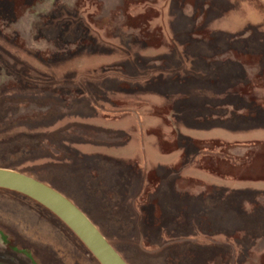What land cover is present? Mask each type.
Wrapping results in <instances>:
<instances>
[{
  "label": "rangeland",
  "instance_id": "obj_1",
  "mask_svg": "<svg viewBox=\"0 0 264 264\" xmlns=\"http://www.w3.org/2000/svg\"><path fill=\"white\" fill-rule=\"evenodd\" d=\"M226 97L264 104V0H0V167L59 189L130 264H264L262 203L205 186L240 136ZM5 234L38 264H100L0 191Z\"/></svg>",
  "mask_w": 264,
  "mask_h": 264
},
{
  "label": "water",
  "instance_id": "obj_2",
  "mask_svg": "<svg viewBox=\"0 0 264 264\" xmlns=\"http://www.w3.org/2000/svg\"><path fill=\"white\" fill-rule=\"evenodd\" d=\"M0 188L24 194L50 210L74 232L100 264H129L95 223L55 187L25 173L0 167ZM0 262L34 264L27 255L8 250L1 240Z\"/></svg>",
  "mask_w": 264,
  "mask_h": 264
},
{
  "label": "crops",
  "instance_id": "obj_3",
  "mask_svg": "<svg viewBox=\"0 0 264 264\" xmlns=\"http://www.w3.org/2000/svg\"><path fill=\"white\" fill-rule=\"evenodd\" d=\"M226 108V106H225ZM226 117V116H225ZM228 129V128H226ZM234 134H239V138L233 141H229L226 139L221 140L222 142H226V144L230 145V148L226 150V160L229 161L231 164L235 165H242L243 162L248 163L251 158L254 156L257 159V164H255V175L254 178H238L233 176H218L212 174L210 172H206L213 177L220 178L223 181H226V186H220L213 182H208L205 186L216 187L218 189L225 190V194L227 196L238 194V197H245L250 196L253 200H255L257 205L264 204L263 202L257 201L258 198L264 194V126H255V127H248L243 129H237L233 131ZM240 150L239 154H236L235 151ZM237 164H236V163ZM228 184V185H227ZM257 199V200H256ZM237 201L234 202V205L239 215H243L245 218L247 215L245 212L240 210V203H238L239 198L236 199ZM257 206V210L264 211V206ZM234 207V208H235Z\"/></svg>",
  "mask_w": 264,
  "mask_h": 264
},
{
  "label": "trees",
  "instance_id": "obj_4",
  "mask_svg": "<svg viewBox=\"0 0 264 264\" xmlns=\"http://www.w3.org/2000/svg\"><path fill=\"white\" fill-rule=\"evenodd\" d=\"M225 106H226V108H225ZM220 107L224 111H226V117H224L226 120L222 119V121H226V127H228V128L231 127V126H235V127L239 128V129L248 128V127H255V126H260V125L264 126V104H262V103L260 104V103L255 102V101L244 102L242 100H239V101L235 102L233 100H230V98L226 97V101L223 102L222 106H220ZM229 108L232 109V110L229 111L230 110ZM228 113H231V115L227 116ZM203 118H204V121H208V122H211L210 120H212V119H213V121H216V118H213L212 115H210L208 118H207V116H204ZM213 125H215V124H213ZM222 145H223L222 148L226 147V150L228 148H230V145H228V144H222ZM255 164H257V159L254 156L251 158L250 161H248V163L243 162L241 166L240 165L231 164V163H229L228 160H226V172L216 171V173L219 174V175H222V176H226L227 175V176H233V177H238V178H254V177H256L255 169H254L255 168V166H254ZM50 186H52V185H50ZM0 191L12 192V193L21 195L24 198L32 201L33 203H35L36 205L40 206L42 209L48 211L50 214H52L54 217H56L64 226H66V228H68V230L70 232H72L74 234V232L64 222H62L55 214H53L50 210H48L46 207H44L42 204L38 203L37 201L33 200L32 198H30V197H28V196H26L24 194H21L19 192H16V191H13V190H9V189H5V188H0ZM69 199L73 203H75V201H73L71 198H69ZM75 204L93 221V219L88 215V213L84 209H82L77 203H75ZM93 223H95V222L93 221ZM95 225L98 227V225L96 223H95ZM99 230L101 231L100 228H99ZM74 236L81 242V240L75 234H74ZM104 236L106 237L105 234H104ZM3 239H4V242H5V245L8 248L13 249V250H17V251H20V252H24V251L25 252H29L28 251L29 249L26 250V249H20V248L16 247L12 243L13 239H11V237L8 236L7 234L3 235ZM84 247H85V245H84Z\"/></svg>",
  "mask_w": 264,
  "mask_h": 264
},
{
  "label": "flooded vegetation",
  "instance_id": "obj_5",
  "mask_svg": "<svg viewBox=\"0 0 264 264\" xmlns=\"http://www.w3.org/2000/svg\"><path fill=\"white\" fill-rule=\"evenodd\" d=\"M67 196V195H66ZM68 197V196H67ZM26 253V252H25ZM28 253V252H27ZM26 255V254H25ZM31 258H32V262L34 263V264H38V262H35V260L33 259V257L30 255V254H28Z\"/></svg>",
  "mask_w": 264,
  "mask_h": 264
}]
</instances>
